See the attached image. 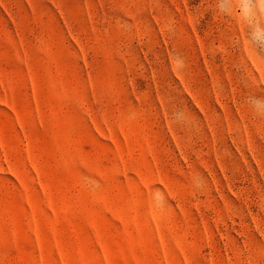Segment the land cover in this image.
Returning <instances> with one entry per match:
<instances>
[{"label":"rangeland","instance_id":"obj_1","mask_svg":"<svg viewBox=\"0 0 264 264\" xmlns=\"http://www.w3.org/2000/svg\"><path fill=\"white\" fill-rule=\"evenodd\" d=\"M0 264H264V0H0Z\"/></svg>","mask_w":264,"mask_h":264}]
</instances>
